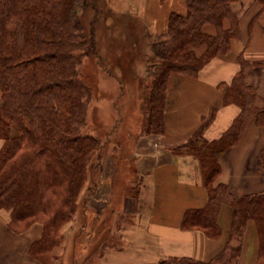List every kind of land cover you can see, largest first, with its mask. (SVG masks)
Wrapping results in <instances>:
<instances>
[{
	"label": "trees",
	"instance_id": "trees-1",
	"mask_svg": "<svg viewBox=\"0 0 264 264\" xmlns=\"http://www.w3.org/2000/svg\"><path fill=\"white\" fill-rule=\"evenodd\" d=\"M89 0H0V212L10 213V227L22 233L43 226L42 238L30 248L40 264H55L59 232L72 220L86 182L102 167V142L87 131L86 112L94 96L84 78L85 58L95 55V32L80 21ZM242 0H185L187 12H172L163 39L151 44L153 61L150 106L143 135L165 133L167 89L173 73L197 77L214 58L230 52L240 31L233 6ZM264 3V0H255ZM160 37V36H159ZM9 52V54H8ZM240 71L223 89V105L240 109L229 130L208 142L201 128L179 151L201 165L208 202L186 211L182 227L222 235L223 205L233 211L225 248L208 262L183 258L177 264H237L248 225L259 235V264H264V194L234 198L230 187L217 184L219 158L239 144L249 122L264 127V107L246 82L251 68L264 66L240 56ZM99 187V182L94 184ZM92 185V195L96 192ZM234 240L239 241L233 246ZM163 262L161 264H168Z\"/></svg>",
	"mask_w": 264,
	"mask_h": 264
},
{
	"label": "crops",
	"instance_id": "crops-1",
	"mask_svg": "<svg viewBox=\"0 0 264 264\" xmlns=\"http://www.w3.org/2000/svg\"><path fill=\"white\" fill-rule=\"evenodd\" d=\"M147 1L139 4V16L146 25H157L160 29L168 23L171 12L183 14L185 9L181 0H170L168 6L158 1L155 7H152L154 2ZM173 5L178 10L171 9ZM151 7L161 12L150 16ZM233 9L240 19V31L238 37L231 40L230 52L214 58L197 77L176 73L170 76L165 133L141 136L134 161L121 164V168L133 171L134 179H130L126 169L129 176L123 178L134 185L133 192L115 188L119 183L118 163L103 159L102 178L96 192L100 198L94 202L103 204L104 209L92 212V217L106 216L107 238L97 244L90 260L84 264H177L172 261L183 258L208 262L225 248L233 217L229 205L221 209L222 235L218 239L209 238L203 231L182 227L186 211L207 204L208 190L200 162L179 148L194 137L213 108L217 112L205 128L204 139L215 141L229 130L241 109L235 104L223 105L224 87L239 73L240 56L251 62L264 61V3L242 0ZM246 82L256 90L257 105L263 108L264 66L251 68ZM219 164L217 184L228 185L234 198L264 194V127L257 125L255 120L249 122L239 144L226 150ZM112 198L121 201L120 211L104 212L110 208ZM9 223L10 213L2 210L0 264H40L30 254V248L42 238L43 226L36 223L29 230L18 233ZM239 243L234 240L232 245ZM241 246L237 264H259V235L253 222L248 225Z\"/></svg>",
	"mask_w": 264,
	"mask_h": 264
},
{
	"label": "rangeland",
	"instance_id": "rangeland-1",
	"mask_svg": "<svg viewBox=\"0 0 264 264\" xmlns=\"http://www.w3.org/2000/svg\"><path fill=\"white\" fill-rule=\"evenodd\" d=\"M143 1L89 0L96 10L86 6L80 9L79 15L86 29L94 30L97 42L95 55L85 58L82 65L83 76L94 91L86 112L87 131L102 142V161L108 159L118 163L119 183L115 188L126 193L128 190L133 192L134 185H129L123 178L130 174V179H134L133 171L125 168L128 174L120 166L134 161L139 139L149 136L143 135V131L145 118L151 109V79L147 73L153 61L151 44L165 38L161 35L166 33L168 26L167 23L160 29L157 25H146L139 16V4ZM150 1L154 2L152 7L158 1L167 6L171 3L170 0L147 2ZM181 1L185 6L181 13L186 14V2ZM152 7L149 9L150 16L158 15L159 9ZM171 9L178 10L175 5ZM0 144L3 145L1 140ZM101 178L102 168L99 167L86 182L74 217L60 230V243L53 251L55 264H84L87 259L90 260L97 244L106 241V216L92 217V212L103 211L104 205L96 202L99 197L97 190L91 196L92 189H89L101 182ZM94 188H98L97 185ZM109 203L110 208L104 212L120 211L121 201L117 198H112Z\"/></svg>",
	"mask_w": 264,
	"mask_h": 264
}]
</instances>
